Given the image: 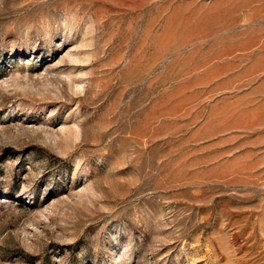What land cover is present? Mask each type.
Listing matches in <instances>:
<instances>
[{
	"label": "rangeland",
	"instance_id": "rangeland-1",
	"mask_svg": "<svg viewBox=\"0 0 264 264\" xmlns=\"http://www.w3.org/2000/svg\"><path fill=\"white\" fill-rule=\"evenodd\" d=\"M0 264H264V0H0Z\"/></svg>",
	"mask_w": 264,
	"mask_h": 264
}]
</instances>
